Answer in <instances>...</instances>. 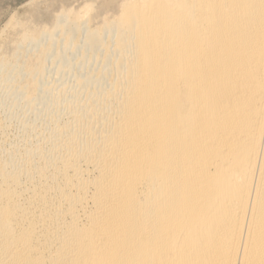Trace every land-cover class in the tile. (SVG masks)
I'll use <instances>...</instances> for the list:
<instances>
[{
    "label": "bare ground",
    "instance_id": "obj_1",
    "mask_svg": "<svg viewBox=\"0 0 264 264\" xmlns=\"http://www.w3.org/2000/svg\"><path fill=\"white\" fill-rule=\"evenodd\" d=\"M70 7L31 18L83 36L71 95L70 58L56 91L0 63L22 104L56 98L0 152V264H264V0H125L97 29Z\"/></svg>",
    "mask_w": 264,
    "mask_h": 264
},
{
    "label": "rangeland",
    "instance_id": "obj_2",
    "mask_svg": "<svg viewBox=\"0 0 264 264\" xmlns=\"http://www.w3.org/2000/svg\"><path fill=\"white\" fill-rule=\"evenodd\" d=\"M56 1L55 0H0V63L1 61L4 62L5 64L14 63V65L17 64L18 66L22 67L23 69H25L27 72L30 73L31 72L35 73L36 71L39 70L40 67H43V65H47L48 69L46 71L47 73L45 74L46 77L43 78L44 82L43 80L41 81L43 82L44 87L42 86L41 83L40 85L44 89L45 86L46 88H48L55 83V85H53V87L55 86L53 90L56 91L58 85L61 84L60 83L61 80L58 81L57 75L59 76L58 71L60 69L56 64V62L53 60V58L57 54L61 57L65 56L67 58H70L71 60L70 62L71 64H73L72 66L73 71L72 69H67L68 75L62 74L63 77L65 75L67 76V77L65 76V78L63 79H67L69 81L67 82V80L66 81L64 80L65 81L64 83L66 82L67 83L64 84L62 82L64 85L63 84H62L63 86L60 85L61 87L59 86V89L66 86L67 84H70L67 85V87L65 88L67 89L68 86L69 87L71 86L72 87L71 90L74 87L75 90L77 84H75L76 81H73L74 78L72 80L69 79L68 76L71 75L69 70L71 71L72 75L76 71L79 73H82L84 71L85 74L88 73L89 71H90L89 73L93 72L94 66H96L95 60L90 58L91 54L89 52L86 53L85 50L80 51L78 49L80 46L84 45L83 36H81L80 34L79 37L75 38L73 43L68 42L70 37V32L68 34L60 31L57 32V35L52 39L45 38L44 35H42V31L45 29L47 31H54V24L53 22L38 23L32 21L31 17L34 13L33 11L38 10L41 12H45L47 9H51V11L53 12V13L51 12V14L52 15L55 14L56 16H58L65 7L68 8L71 6L69 10L70 9L77 10V9H82L83 7L85 8V6L86 7L91 6L90 11L84 12V8H83L80 11V14H82L83 20H87L89 22L87 24L88 26L97 29V27H101L103 22L108 23L118 17L120 13L121 5L125 2V0H67V1L56 0ZM100 8H105V9L100 13L99 11ZM86 12L87 14L85 15ZM96 12H98V14L99 13L101 14L100 19L94 18V13ZM71 17H75V14H72ZM25 34L34 35L37 40L29 41L23 44V39L25 37ZM66 43L68 44L66 45ZM10 44L15 46V50L11 52H9L7 49V45ZM22 44L23 47L20 48ZM39 52L43 54L42 57L36 55ZM85 56L88 58H85ZM83 59L86 60L84 63H82ZM11 70L12 67L5 68L4 70H2L3 71L2 76L11 75ZM71 77L72 76H70V78ZM1 80L2 79H0V81ZM54 80L56 81L54 82ZM56 82H59V84ZM72 83L74 85H72ZM34 88L35 87L33 86V82L31 81V77L29 75H25L22 76L21 78L15 79L13 82V87L11 89L12 90L11 92H8L7 90H2L0 88V100H2L0 103V152L4 153V155H6L7 158L11 154V151L13 152V150L15 149L14 145L16 147L22 146L23 140L26 137L25 132L21 130L22 128L21 126L24 123H28L30 120H36L37 118H40L41 121H39L40 119L39 120L37 119V121H39L38 123L43 126L42 128L44 130V133H49L50 131L51 126H50V121H48V117L50 119L51 116H49L48 111L50 112L49 108H51V112H52V108L54 107V104L52 103L54 99H56L55 96L54 95L53 97L50 96L49 97L50 100L48 99L52 103H50L49 101L42 102V104L39 106V107L44 106L43 110L41 108L42 111L36 109L33 110L31 107L30 108L27 107L25 104H22V102H20L19 98L17 97L16 94L17 90L18 91L23 90L26 95L35 97L36 93L33 91ZM68 89L67 91L71 95L72 93L70 91V88ZM54 94H57V92H54ZM51 98H53L52 99L53 101L51 100ZM49 103L52 105L50 106ZM43 114L45 116H43ZM45 118L47 119V121L45 120ZM20 134L24 138L21 137ZM1 147H3V150ZM11 147H13V149ZM6 151L10 154H8ZM12 156L9 157L12 158ZM11 158L8 159L11 160Z\"/></svg>",
    "mask_w": 264,
    "mask_h": 264
}]
</instances>
